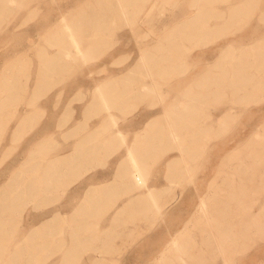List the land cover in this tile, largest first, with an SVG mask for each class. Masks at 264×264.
Returning <instances> with one entry per match:
<instances>
[{
	"label": "rangeland",
	"instance_id": "374dc122",
	"mask_svg": "<svg viewBox=\"0 0 264 264\" xmlns=\"http://www.w3.org/2000/svg\"><path fill=\"white\" fill-rule=\"evenodd\" d=\"M195 1L138 0L135 5L138 11L132 15V24L128 26L116 17L106 16L105 18L104 14L102 15L104 0L102 2L99 0H31L32 5L29 3L30 12L20 11L15 12L16 15L13 12L0 16V80L6 76L5 74L10 73L11 64L17 59L19 71L23 72L20 79L24 83L27 82V87L30 89L28 94L23 97L25 100L21 99L17 108L21 112L28 108L33 113L40 108L39 113L36 112L34 116L35 122H37L31 129L22 131L23 137L21 135L19 140H12L11 136L15 130L16 119L7 128L0 143V188L8 180L11 172L24 161L28 152L40 143L41 163L43 162L41 164V185L44 186L43 179L46 177L47 167L49 164L51 165V158L60 155L65 150L66 144H68L67 146L75 145L79 140L80 136L75 134L76 131L64 137L59 130L62 116L71 109L74 111L70 125H78L80 133L86 131L87 135L91 137L97 133L104 137L109 136V140L107 139L105 142L106 147L94 148L90 156L76 161L73 166L74 170L66 172L61 179H52V183L49 182L50 186L47 188L41 187V194H44L41 195V211L32 210V212L31 206L28 205L26 207L28 211L25 212V217L19 225L20 229L26 230L30 225L40 222L41 219V226L43 222H47L46 226L44 224V227H47L49 222L51 231L62 232L64 224L62 219H69L73 215L75 217L87 199L101 196L108 181L113 179L122 158L129 152L130 146L137 143L136 136L143 132L148 122L158 116L164 108H169V105L179 98H184L183 104L175 109L177 113H180L179 122L182 121L186 124L182 128L183 133L189 131L194 124L200 122L198 125H201L211 122L212 119H218L228 112V108L232 106L230 101L233 100L230 92L224 93L222 90L225 88L223 87L221 94L213 95V93H209L208 85H202L205 87L201 90L200 84L194 83L193 80L205 70H210L208 66L211 67L215 63V59L217 58V61L220 55L228 49L226 45L229 42L234 45L235 41L237 44L234 47H237L242 39L244 40L243 44L263 39L264 0H259V4L253 6L255 10L251 13L236 19H231L227 12L223 16L209 15L210 17H205L203 22L209 24L210 30L204 31L202 36V30L196 26L201 20L192 19L195 14ZM227 1L229 2V0H216L214 4L219 7L223 3L220 6L222 8ZM230 1V4L241 2L240 0ZM23 4L18 7L22 8ZM82 9L85 12L80 14ZM223 20L230 21V25L221 27L225 23ZM7 23L10 24L5 27ZM64 23L79 24L77 25L78 30L87 35L84 37L86 44H90L86 46L89 54L87 62L76 58L66 61L54 59L56 55H68V51L63 46L55 44L56 42L53 43L54 34L58 33ZM193 23L196 24L193 26ZM108 25L109 27H107ZM235 39L240 41L237 42ZM142 54L146 56L153 77L157 79L160 86L159 92L162 93L159 95L151 91L149 78L142 75L138 66V58ZM24 55L29 58L30 63H27V58L23 63ZM51 63L52 65L61 64L64 67L56 74H51L46 80L41 78V85L47 84L46 87L49 90L43 93L39 100V107L35 110L32 106H27V103L23 104L22 102L30 101L32 93L36 89L35 86L40 80L41 71L44 66L51 65ZM165 63H169L168 65L171 66L161 69ZM161 70L166 72L159 73ZM123 79L130 81L123 82ZM126 85L134 88V93L128 96V100L113 99L108 110L104 109V106L95 105L96 102L94 104V100H99L95 98L104 94L106 88L116 87L121 90V87ZM31 90L33 91L31 92ZM190 90L199 91V93L196 95L186 94ZM159 96H161V104H158ZM190 99H192L191 102ZM233 101V106L236 105L235 115L220 129L214 128L204 136L201 133L197 138L196 151L198 155L194 163L193 184L188 186L185 179H179V177H175V174L170 176L168 161L177 152L169 147L167 140L158 142L160 147L157 153L149 151V154L144 158L149 178L148 185L158 188L156 194L159 193V202L156 206L160 207L161 212L156 213L154 210L149 211L148 214H142L144 218L128 217L125 220H120L118 225H128L126 233L118 234L119 232L115 231L116 234H113V238L110 240L127 243L123 242L124 245L121 248H116L112 254H110L111 252L108 253V256L106 254L105 258H107L104 261L101 260L100 264H155L158 262L159 260L156 259L160 256V251L166 245L170 235L179 232L202 196L211 191L208 187L213 179L218 176L220 179L223 176L220 174L233 171L230 169L221 170L222 164L228 168L244 157L248 166H251L252 162L253 164L259 162L261 171L252 173L256 183L252 192L256 195L253 196L254 193L249 191L247 198H259L264 203V158L255 154L256 150H263L264 153V142H261L263 145L260 146H256L255 142L264 140V127H260L264 125V98L254 102L253 105H247V107L242 102ZM85 105L88 107L86 112L84 111ZM12 110L13 107L5 108L0 117H5L4 120L7 121L11 117L9 113ZM39 120L40 123H38ZM156 128L158 127L152 129ZM120 135L124 137L123 141L117 138ZM152 135L153 133L146 135L142 143L149 146L148 143H152ZM253 135L257 138H254ZM90 140V144H92L93 140ZM99 140L101 141V139ZM244 141H248L247 144ZM249 143L252 146L254 144L255 147H247L250 145ZM111 144L113 147L109 148L108 145L111 146ZM114 144L115 146L122 145L115 147ZM240 144L246 145L245 147L249 148L250 152L246 151V148L243 152L244 149L242 151L241 147L244 148V146ZM206 145L207 148H205ZM250 148L254 151H251ZM143 149L147 150L148 148ZM204 149H206L205 152ZM235 149L238 152L242 151L243 154L237 153ZM246 152L248 155H245ZM45 154H47L46 157H44ZM235 154L239 156L238 160L234 156ZM230 156H234L237 161L235 162V158L232 159ZM241 159L240 161H242ZM172 182H174V189H167L166 187ZM120 203L121 201L118 205ZM88 206L92 207L91 203H88ZM57 209H62L65 218L60 216L58 222H52L53 213ZM259 209L256 205L253 212H258ZM100 218L101 216L94 218L90 214L87 218L86 229L88 231L95 228L105 229L111 216H103L104 220L98 221ZM32 221L35 222L32 223ZM78 222L79 220L75 221V219L71 222L72 231L76 229ZM243 223L239 222L240 226H243ZM118 225L115 228L119 231ZM251 229L257 233L252 232L250 234L252 236L248 240L244 239L245 241L224 245L229 251L226 253L229 264H264V227L256 228V230ZM66 238L70 240L71 236L66 235ZM198 241L199 244L195 247L196 251L191 254L193 256L191 257H196V261L200 264H221V258L216 257L211 248L202 243L200 236ZM48 253L57 258L56 263H61L63 254H53L52 251ZM79 254L85 259L82 258V264H91L93 260H89L96 252L91 250L90 253ZM35 263L40 264L38 261Z\"/></svg>",
	"mask_w": 264,
	"mask_h": 264
},
{
	"label": "bare ground",
	"instance_id": "6f19581e",
	"mask_svg": "<svg viewBox=\"0 0 264 264\" xmlns=\"http://www.w3.org/2000/svg\"><path fill=\"white\" fill-rule=\"evenodd\" d=\"M27 1L0 0V16L20 11L30 12L31 8H29V6L32 5L30 3L31 0ZM99 1L102 2V0ZM215 1L216 0H196L194 2V6L196 8L192 19L202 21L196 25L202 30L201 36L204 34V31L208 32L210 30L209 24L203 22L205 17H210L209 15L223 16L227 12L229 13L231 19H236L242 15L251 13L255 10L253 6L259 4V0H240L241 2H238V4H236L237 2L230 4L229 2L231 1L229 0V2H226V5L224 4L225 8H223L224 6L221 8L220 6L223 3L218 7V5L215 6ZM22 3H24L22 8H19L21 7L19 5ZM104 3L105 5L103 6L102 15L104 14L105 18L106 16L113 18L116 17L122 20L123 24L127 26L132 24V15L134 12L138 11V8L135 6L138 3V0H104ZM84 12L85 11L82 9L80 14ZM229 22L230 21H225L224 24L222 23L223 25H220L221 27H227L230 25ZM9 24L7 23L5 27ZM195 24L196 23H193V26ZM77 25L79 24L64 23L58 33L56 32L54 34L55 38L53 43L56 42L55 44H60V46H63L64 49L68 51L67 56L62 54L56 55L54 58L56 61H66L70 58H76L77 60L79 59L83 62L88 61L89 54L86 49L88 43L86 44V40L84 39L87 35L82 31H79ZM107 27H109V25ZM217 27L220 28L219 25H217ZM238 41L240 40H237V42ZM241 41L242 42H239L240 44L237 47H234V45L237 44H235V41L234 45L229 42L228 45H226L228 49L223 52V54H219V59L216 61V58L215 63L212 64L211 67L208 66L210 70L207 68L208 70L199 74L193 82L200 84L202 87L201 90L205 87L202 85H208L209 93H213V95L221 94L220 92L224 87L225 89L222 90L224 93L230 92V94H232L231 97L235 100V102H242L245 104V107H247V105H253L254 102L260 101L264 98V37L263 39H258V41L252 43L249 42V44H243V39ZM89 45L90 44H88V46ZM57 49H59V47H57ZM26 58L27 57H25L23 63H25L27 59V63H30L29 58ZM16 61L11 64L10 73H4L6 76L0 80V116L3 114L2 111H4L5 108L13 107L12 112L9 113L11 117H9L7 121L4 120L5 117H0V143L6 134L7 128L10 126L11 122L14 121V119H16V124L14 128L15 130L11 134L12 140H19L21 138L22 131L25 129H31L35 125L37 121L35 122L36 119L34 116L40 109H36L39 107V100L43 93L49 90L46 87L47 84L41 85V78L46 80L51 76V74H56V72H59V70L64 67V65H52V63L51 65H46V67L44 66L43 71H41L39 75L40 80L35 86L36 89L32 93L30 101L25 103L24 101L22 102L23 104L27 103V106H32L37 111L33 113L32 110L30 111L28 108H25L21 112L18 110L17 105L20 101H22L21 99L25 100L23 97L28 94L30 89L27 87V82L24 83L21 81L20 78L23 76V72L19 71ZM138 61V66L142 71V75L149 78L148 82L150 83L151 91H154L156 95L162 93L159 92L160 86L157 79L153 77L152 71L147 64L146 56L144 54L140 55ZM168 64L165 63L162 65L161 69H167L171 66ZM163 72L165 73L166 71L161 70L159 73ZM194 75L196 76L197 74ZM36 80L35 82H37ZM122 81L128 83L130 80L128 81L123 79ZM32 91L33 90H31V92ZM132 93H134L133 86H122L121 90L116 87H108L105 89L104 94L95 98H98L99 100H94V104L96 102L95 105L104 106V109L108 110L113 99H122L125 101L128 100V96ZM190 93L196 95L199 91L190 90L186 92V94ZM160 98L161 96H159L158 104L162 103ZM183 99L184 98L181 97L179 100L171 103L169 108H164L158 116L154 117V119L147 123V127L143 129V132L136 136L137 143L130 146L129 152L122 158V161L116 168L113 179L108 181L101 196L89 200L87 199L78 210V213L75 214V217L73 215V217L69 219L65 218L63 212L61 211L62 209L54 211L52 222H58L60 216L65 218H61L64 221V224L62 225V232L54 233L51 231V225L49 222L47 227H44V224L47 222H43L41 226V219L40 222L30 225V227L26 230L19 228L20 223H22L23 218L25 217V212L28 211L26 210L28 205L31 206V211H41V195H44L41 194V187L43 186L41 185V164L43 163H41V143L35 147L36 149L32 148L33 150L28 152L27 157H25L24 161L18 166V168L11 172L9 178H7L8 180L3 183V185L1 184L0 264H36L35 261H38L40 264H58L56 263L58 261L57 258L52 257L50 253H48L49 251H52L53 254H63L60 264H82L81 260L83 256L79 253H90L91 250L95 251L96 254L91 256V260L89 261L93 260V263H90L100 264L101 260L104 261L107 258H105L106 254L107 256L110 252V254H112V251L116 248H121L124 243H127L124 241L117 242L116 240H110V238H113L112 235L116 234L115 231L119 232L118 234L126 233L125 231L127 230L128 225H118L120 220H125V218L128 217L144 218L145 214L154 210L156 213L161 212L160 207L156 206L159 202V193L156 194L158 188L150 187L148 185L149 178L146 173L144 158L149 154V151L157 153V150L160 147L158 142L167 140L169 147L177 152V154H175L172 159L168 161V172L171 174V177L175 174V177L185 179L189 186L193 180V170L195 169L194 163L198 155L196 151L197 138L201 133L204 136V134L207 135V133L214 128L220 129L224 123L235 115L234 110L236 106L235 104L237 103L233 106V100H231L230 105L232 106L228 108V112L225 115L218 119H212L211 122L208 123L205 122L198 125L200 123L199 122L198 124H194L190 127L191 129L189 131L183 133L182 128L185 127L186 124L182 121L179 122L180 113H177L175 109L182 106ZM191 100L192 99H190V102ZM87 108V105H85V112ZM73 111L74 110L71 109L70 111L64 113L59 130L64 137L70 135L73 131H76L75 134L80 136L79 140L75 145L69 144V146H67L68 144H66V147L64 146L65 150L63 149L64 151H62L60 155L57 152L58 155L51 158V165L49 164L47 167V171L45 172L46 177L43 179V187L45 188L50 186L49 182L52 183V179H61L66 172L74 170L73 166L76 161L90 156L91 153H93L94 148L99 149L106 147L105 142L107 139L109 140V136L104 137L101 136L100 133H97V135H93L91 137L87 135L86 131L80 133L81 131H78V125L71 126L70 122L73 120L71 119ZM161 117H164V119ZM38 123H40V120ZM262 126L264 127V125H261L260 127ZM153 127L158 128L152 129ZM151 133H153L151 139L152 143H148L149 146H146L145 143H142L144 142L142 140H145L146 135H150ZM253 136L254 138L256 137L255 135ZM117 138L121 141L124 140V137L121 135L117 136ZM90 139L93 140L92 144H90ZM99 139H101L104 143H102ZM255 142L256 146H260L264 140H257ZM119 145L117 144L115 146L114 144L115 147ZM245 146L244 148L241 147V150L244 149V151L242 150L243 152H245V148L246 151H248L249 148L247 149V147L252 145L250 144L247 145V147ZM108 147H113V144H111V146L108 145ZM253 147H255L254 144L252 148ZM143 148L148 149L145 150ZM205 148H207V145ZM205 150L206 149H204V152ZM251 151H254V149H251ZM262 151L263 150H256V153H254L256 156L264 158V153ZM241 152L237 151V153ZM248 152H250V150ZM248 152H246L247 154L245 153V155H248ZM231 153H233V151ZM48 154L50 155V152ZM236 154L234 156H236L238 160L239 156ZM46 155L47 154H45L44 157H46ZM233 157L231 158L233 159ZM236 158L234 159L235 162L237 161ZM240 159L238 160L239 162L228 168L224 167V164H222L223 166H221V170L230 169L233 171L220 174L223 175L220 179H218L219 176L218 178L213 179L212 183H210L208 187L211 191L202 196L199 203L196 205L193 212L190 213L189 218L182 225L179 232L170 235L166 245L160 251V256L156 259L159 261L155 264H200V262L196 261L197 258H192L193 256L191 255L196 251L195 247L199 244V236L201 237L202 243L210 247L216 257L221 258V264H229L226 257V253H229V251L224 247V245L233 242H240L244 239L248 240V238L252 236L250 235L252 232L255 234L257 233L251 228L256 230V228L261 229L264 227V203H262L259 198H247L249 191L252 192V189L256 185L253 180L254 176L252 173L261 171V166H259V162H255V164L252 162V165L248 166L246 164L247 162L245 161V157L244 159H241L242 161H240ZM219 173L221 172L219 171ZM219 173L217 174L219 175ZM173 184L174 182L166 188L174 189L175 186ZM255 195L256 194L254 193L253 196ZM119 201H121V203L118 205ZM88 203H91L92 207L88 206ZM256 205L260 208V211L253 212V208ZM110 211H113V213H110ZM247 212L248 214H246ZM90 214H92L94 218L101 216L98 221L104 220L103 216L110 215L111 218L110 222H108V226H106L103 230L95 228L88 231L86 229L88 224L87 218ZM74 219L75 221L79 220V222L77 227H75L76 229L72 231L73 226L71 225V222L74 221ZM34 222L35 221H32V223ZM239 222H244L243 226H240L241 224H239ZM117 225L119 226V231L115 228ZM81 228L85 229L83 230ZM66 235H70L71 239L67 240ZM230 251L232 252V250Z\"/></svg>",
	"mask_w": 264,
	"mask_h": 264
}]
</instances>
